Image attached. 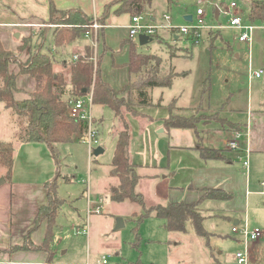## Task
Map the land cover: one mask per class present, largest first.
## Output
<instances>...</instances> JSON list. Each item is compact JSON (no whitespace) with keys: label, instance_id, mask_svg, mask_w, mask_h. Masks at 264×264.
Segmentation results:
<instances>
[{"label":"rangeland","instance_id":"1","mask_svg":"<svg viewBox=\"0 0 264 264\" xmlns=\"http://www.w3.org/2000/svg\"><path fill=\"white\" fill-rule=\"evenodd\" d=\"M207 1L208 4L201 3V0H156L158 22H162L164 13L168 12V15L174 20H179L177 22L184 26L183 24L188 23L185 22V15L197 19V9L203 8L207 15L208 27L220 23L223 27L227 26V19L222 18L217 22L213 19V13L215 6L222 8L234 0ZM235 1L240 6L241 14L245 18L249 17V4L247 6L244 0ZM169 3L172 5L170 11ZM128 18L129 15H125L117 24L124 23ZM254 24L258 29L251 50L246 43L239 46V32L226 27L221 33L203 29L198 44L187 40L183 35L177 34L181 38L176 41L171 32H161L164 40L156 37L149 44L139 47L140 54L157 55L162 59L160 77L164 78L171 73H187L186 76L174 77L170 88H154L152 96L154 99L162 97L165 105L163 109L166 112L175 101L177 114L197 125L195 129L175 131L179 133L178 136L171 131L172 135L169 136L157 134L156 126H146L142 120L134 116L129 117L134 137L133 155L143 165L151 164L150 151L153 149L162 152L168 144H199L198 136L203 135L201 130H204L203 127L199 129L200 124H210V129L219 131L218 128L224 125V121L220 119L224 109L233 112L229 119L238 124L246 123L251 112L264 116V19L255 20ZM68 26L49 22L41 29L54 32L59 27ZM213 37L216 38L214 47L210 48ZM135 43H139V36L135 38ZM46 46L51 47L50 42L44 45V49ZM66 46L62 45L61 48ZM56 64L59 67L62 63L59 61ZM154 66L152 63L150 67L142 69L136 80L152 73L150 71ZM55 71L57 72L56 68ZM259 71H262L261 77L251 80L250 73ZM128 95L125 94V98H128L127 102L132 106L134 103L131 101V95ZM159 104L161 102L157 105ZM135 107L137 106L133 105L132 110L145 117L136 111ZM126 112L129 113L123 109V114ZM152 113L164 114L163 110ZM93 115L95 118L97 116L98 119H104V124L98 131V147H102L105 152L98 157L90 155L89 146L83 143L79 136L74 137L73 142L59 147L58 162L53 153L51 159L41 160L38 154L34 153L32 157V152L25 145H17L15 149V172L12 174L15 181L52 183L57 180L58 212L53 233L60 261L98 264L105 255L110 264H239L237 254L243 253L245 246L241 235L232 230L236 226V220L241 221L239 225L243 226L245 218L248 217L250 229L258 228L262 232L258 241L249 244L248 264H264V196H248L247 210L244 207V194L240 198L239 192L233 194L230 201L215 203L224 211H218L212 217L206 218L203 226L209 234L207 237L200 236L191 221L186 224V232H169L164 220L152 217L139 226L140 239L137 240L134 228L144 209L138 204L115 203L111 199V186L115 185L116 179L110 176V169L116 145L114 127L118 120L108 107H94ZM7 119L12 132L5 134L4 142H14L17 140V133L13 130L16 125L11 111H8ZM231 128L232 131L239 130ZM262 132L264 133V128ZM243 139L237 141L241 142ZM245 160L238 158L235 162L243 164ZM165 162H169L168 154ZM51 163L56 166V173L48 179L47 171L52 167ZM252 169L253 181H264V167L254 165ZM137 190L143 194L147 208L169 202L168 193L161 183L153 184L151 181L142 180ZM98 206L100 212L96 213ZM89 211L92 214L89 215ZM120 219L123 220L124 226L117 228Z\"/></svg>","mask_w":264,"mask_h":264},{"label":"crops","instance_id":"2","mask_svg":"<svg viewBox=\"0 0 264 264\" xmlns=\"http://www.w3.org/2000/svg\"><path fill=\"white\" fill-rule=\"evenodd\" d=\"M52 1L55 7L60 10L80 9L93 18L101 19L104 15H106V7L113 4L117 0ZM231 2L237 1L234 0ZM244 2L247 6L249 4L248 16H250L251 4L254 2H264V0H244ZM201 3L208 4V1L201 0ZM155 6L156 0L153 1L150 8H147L148 11L146 10L143 15H148L153 23H160L158 22L156 15L157 9ZM118 7L119 6L116 5L112 8L111 15L106 20L104 24L105 27L101 30V43L98 49V62L101 69V77L103 81L109 84L115 91H121L137 79V75H133L129 67L131 59V43H135V38L132 39L129 36V25L131 24L132 16L128 13L114 14ZM171 8L172 5L169 3L168 11H170ZM167 13H164V15ZM125 15H129V18L124 23L117 24V21L122 19ZM51 16L52 12L50 0H0V47L2 46L7 51L13 52L16 55L18 54L20 60L25 62L30 57V48H27L20 54V47L23 45L25 39L29 38L32 34H37L41 28H44L46 23H52L53 21H51ZM186 16L189 15H185V17ZM177 21L179 20H174L171 16L172 25L182 26ZM162 32L171 31L164 30ZM218 32L221 33V31ZM171 33L172 35L174 34L173 32ZM158 38L164 40L161 34ZM174 38L178 41L181 37L174 34ZM90 41L89 39L87 40V38L85 39L82 37L66 47H56L54 44L53 31L49 30L45 44L50 42L51 47L46 46L44 52L49 54L54 61L57 73H62L66 76V79H69L71 63L75 62L74 59L76 56L82 57L86 54V48H91ZM135 44L137 45L138 52L140 53V44ZM238 45L241 46L242 44L238 41ZM59 61L62 64H59V67H57L56 65L58 64H56V62ZM10 72L16 75V84L19 89V91L14 93L15 99L17 101L28 99L36 91L37 85L35 79L30 75L22 74L18 64L15 63L10 65ZM149 92L153 103L157 105L161 102V106L135 107V110L142 113L145 117H136L130 112H126L124 113V117L128 124L129 117L134 116V118H137L140 121L142 120L143 123H146V126H156L157 134H167L171 136V131H174L173 134L178 136L179 133H175V131L181 130L180 128L169 129L165 127L163 123V121L169 117L170 111L168 110V112H166L163 109L165 108V105H163V99H161L162 97L154 99L152 96L154 93L153 89H150ZM67 98L68 97H66V100ZM94 107L102 108L104 106ZM160 110H163V115L152 113ZM8 111L11 110L6 109L5 106L0 103V142H4L5 134H10L12 132L10 124L7 121ZM249 115L247 116L246 123L238 124L229 119L233 116V112L228 109H224L220 116V119L224 121V125L221 128H218L219 131L215 132L210 129V124H200L198 125L199 129L200 127H203L204 130H201L203 135L198 136L200 140L199 144L195 143L194 146L168 144L162 152L160 150L155 151L153 149L150 151V165H143L140 160H137L135 155H133L134 137L132 135L129 148L130 162L132 165L138 167V172L142 177L138 182V185L142 180L151 181L153 184H163L165 191L168 193L167 196L169 202L166 204L180 202L194 204L203 198L205 195V189H221L232 195H236L239 192L240 198L242 197V194H244V207L247 210L249 205L248 196H264V186L262 185L264 181L258 183L254 182L252 178V167H254V165L256 167H264V133L262 132V129L264 128V116L260 114L255 115L254 112H251L250 117ZM95 119L97 129L99 131L104 124V119H98L97 116ZM115 119L118 120V124H115L114 127L115 142L117 144L118 135L124 130V125L119 118L115 117ZM235 125L241 127V129L237 131H245L244 133L247 135L243 137L244 139L241 142L238 141L239 148L234 150L230 148V143L235 140L234 135L237 131H232L231 128ZM13 130H16V128L14 127ZM140 136L143 140V134ZM80 139L83 142L81 137ZM13 143V173L15 172V149L17 145H25V147H28L27 149L32 152V157L35 154H38V157L41 160L51 159L53 157L50 148L44 143H22L16 140ZM62 145L63 144L57 145L58 150ZM197 148L221 150L226 155V159L205 161L200 157ZM247 149L250 151L249 158L247 157ZM89 153L92 155L90 149ZM167 154L169 159L168 164L165 162ZM238 158L246 160L243 164L236 163L235 161ZM247 160L249 161L248 168L244 165ZM50 166L53 168L51 167L49 171H47L49 172L48 179L56 173V166H54V163H51ZM240 166H243V169L240 168ZM7 176V169L0 166V180L3 179L5 181L4 184L0 183V264L90 263H65L60 261L55 248V235L52 245V252H54L53 256L50 258L49 253L41 249L46 239L48 222L44 221L36 231L31 234L29 232L35 226V220L39 210L44 206H48L50 203L48 190L46 188L47 183H41L38 181H15L13 178L7 181ZM110 176L116 179L115 185L111 186V191L113 193V190L119 186L120 182L118 178L113 177L111 174ZM69 179L70 178H68V180ZM87 185L90 190L89 182ZM138 185L136 190L138 189ZM19 196H21V198ZM219 202L221 201L206 200L201 204L200 210L201 214L205 217V220L206 218L215 215L218 211H224L221 210L217 204H215ZM135 215L136 213H134V216ZM236 222H238V224H236ZM245 223L248 224V217L245 218ZM239 224H241V221L236 220L235 225L239 226ZM24 245H27L28 249L14 250L16 246L21 247ZM63 254H65V252ZM120 264L126 263L123 262Z\"/></svg>","mask_w":264,"mask_h":264},{"label":"trees","instance_id":"3","mask_svg":"<svg viewBox=\"0 0 264 264\" xmlns=\"http://www.w3.org/2000/svg\"><path fill=\"white\" fill-rule=\"evenodd\" d=\"M51 1V21L56 24L69 25L59 27L53 32L54 44L56 47L68 45L81 38L86 31L84 26L93 22L94 18L87 15L80 9L60 10ZM154 0H117L106 7V15L98 19L103 25L111 15V10L118 5L114 14L128 13L132 17L143 15L146 7L150 8ZM250 20L264 19V2H254L250 8ZM218 33V32H217ZM154 39V38H153ZM152 39V40H153ZM215 37L211 39L210 48L214 47ZM47 40V30L41 29L37 34H32L24 40L19 49L21 54L30 48V57L21 61L19 55L7 51L0 47V103L6 109L11 110L14 124L16 125V138L22 143H44L46 144L58 162L59 150L57 145L69 144L74 137L82 139L88 130L85 122L78 121L69 116L68 111L71 102L77 98L93 92L94 106H104L110 108L115 117L119 118L124 130L118 135L117 144L112 159V169L110 174L119 179V186L113 190L112 201L123 203L129 201L140 205L144 213L138 217L137 226L134 228L136 239L139 238L138 228L148 218L156 217L166 222V229L170 232H186V224L191 221L200 236L207 237L203 223L205 217L201 214L200 206L206 200L230 201L233 195L221 189H205V195L194 204L168 203L166 205H154L146 207L145 198L138 193L136 187L142 178L138 172V167L130 162V142L132 134L130 126L124 117L123 109L138 117L141 114L132 110L133 105L140 107L157 106L150 96V89L170 88L173 78L187 73L170 75L162 78L159 70L162 59L157 55H144L138 52L137 45L131 43V59L129 63L130 71L133 75H138L142 69L155 65L151 68L152 73L140 80L133 81L121 91H115L109 84L105 83L101 77V69L98 62L97 68L94 66V49L86 48V54L79 57L77 61L71 63L70 77L66 79L62 73L55 71L54 61L44 52V45ZM18 64L22 74L30 75L36 81V91L28 98L17 101L14 93L19 91L16 84V75L10 72V65ZM125 94H130L132 106L127 102ZM66 97L67 100H66ZM158 106H161L159 104ZM176 102L169 106L170 115L163 121L165 127L180 129H195L197 125L190 123V119L176 113ZM241 129L240 126H234ZM200 157L205 160H225L226 155L221 150L210 148H197ZM0 166L8 171L6 180L12 179L14 168V143L0 142ZM56 182L47 183L50 203L39 210L35 220V226L30 230V234L36 231L44 222H48V231L42 250L53 256L52 245L54 242V222L58 212V199H56ZM136 216V215H135ZM28 249L27 245L14 250Z\"/></svg>","mask_w":264,"mask_h":264},{"label":"built area","instance_id":"4","mask_svg":"<svg viewBox=\"0 0 264 264\" xmlns=\"http://www.w3.org/2000/svg\"><path fill=\"white\" fill-rule=\"evenodd\" d=\"M219 8L220 15L218 19L216 18V10ZM240 10L239 4L237 2H231L229 5L223 6L222 8L215 6V11L213 13V19L219 22L222 18L228 20V25L226 28H230L239 32L238 41L243 44L246 43L251 50L255 40V34L258 26L250 20L249 17L245 18ZM206 13L203 8L197 9V19L194 18L193 22L187 23L184 26L175 27L171 24V16L164 15L163 21L160 23H153L148 15H140L132 17L131 24L129 25V36L130 38L140 37L142 35L147 36L149 39L156 38L160 35V32L164 30H169L174 34L183 35L187 40H192L193 43L198 44L200 37L202 35L203 29H209L213 31H221L223 28L222 24L215 25L213 27H208L206 25ZM105 27L98 19L94 18L93 22L89 25L84 26L86 31L83 37L91 40V47L94 49L95 55L93 57L94 66L97 68L98 65V49L101 40V30ZM79 57H75V61ZM262 71L250 73V79L260 78ZM93 92L91 94L83 95L76 100L71 102L68 114L71 118L76 119L81 122H85L88 125L87 133L83 138V142L89 146L90 152L93 155L95 149L99 146V136L98 129L96 126V119L93 115ZM249 129V128H248ZM249 133V132H247ZM247 134L244 132H235V140L230 143L231 149H238V141ZM250 151L247 149V157L249 158ZM247 168L249 167V161L247 160L244 164ZM264 186V183H262ZM90 209V204H89ZM96 213L100 212V206L97 207ZM92 214L89 211V215ZM236 234L241 235V240L245 246V251L243 253L237 254V259L239 264H248V247L253 241H258L262 237V232L260 229H250L249 225L245 223L243 226H235L232 230ZM90 264V263H87ZM98 264H110L107 257L103 256L102 260Z\"/></svg>","mask_w":264,"mask_h":264},{"label":"water","instance_id":"5","mask_svg":"<svg viewBox=\"0 0 264 264\" xmlns=\"http://www.w3.org/2000/svg\"><path fill=\"white\" fill-rule=\"evenodd\" d=\"M219 15H220V10H219V8H217V10H216V18H217V19H218ZM185 20H186V22L191 23V22H193L194 17L191 16V15H190V16H186V17H185ZM151 40H152V39H149L147 36L142 35V36L139 37V44H140V46H145V45L149 44V42H150ZM103 153H104V149L101 148V147L96 148L95 151H94V155H95L96 157L102 155ZM0 183H1V184H4L5 181L2 179V180L0 181ZM236 224H238V222H236ZM123 226H124V222H123V220L120 219L117 228H121V227H123Z\"/></svg>","mask_w":264,"mask_h":264}]
</instances>
